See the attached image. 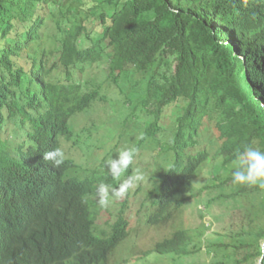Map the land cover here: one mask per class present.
<instances>
[{"label":"trees","instance_id":"obj_1","mask_svg":"<svg viewBox=\"0 0 264 264\" xmlns=\"http://www.w3.org/2000/svg\"><path fill=\"white\" fill-rule=\"evenodd\" d=\"M45 36L52 46L41 49ZM262 105L264 0H0V264H110L129 236L128 203L102 228L97 189L119 187L121 177L130 188L150 139L167 146V164L148 223L171 221L213 160L205 203L243 210V223L218 234L232 242L206 244L208 264H264V188L232 177L238 149L264 151ZM107 109L146 125L119 178L105 168L108 156L84 179L70 176L71 157L59 168L43 160L64 152L63 141L81 143L77 114L96 123L92 113ZM92 133L81 143L91 161L104 146ZM205 230L178 229L153 251L203 252Z\"/></svg>","mask_w":264,"mask_h":264},{"label":"rangeland","instance_id":"obj_2","mask_svg":"<svg viewBox=\"0 0 264 264\" xmlns=\"http://www.w3.org/2000/svg\"><path fill=\"white\" fill-rule=\"evenodd\" d=\"M40 44L41 49L49 48L52 46V41L49 37L45 36V40H42ZM104 75L101 72V80L105 78ZM115 89L112 87L109 90V94L113 97L117 95ZM88 113L77 114L72 120V127L73 131L75 130L80 135L81 143H85V138L89 133L93 131L92 134L96 136V133H99L103 128L102 135L100 133L99 135L104 146H102L100 152H96V158H93L91 161V154L94 151L88 150L89 152H85L82 146L84 144L79 143L75 147L73 144L70 145L69 142L63 141L65 155L74 159L77 165L70 176L82 179L92 178V167H98L101 164L100 160L105 156L115 159L121 150L134 148L142 137V131L146 127L144 119L132 115L127 118L126 114L122 116L121 113H116L113 109H107L105 116H101L105 113L103 110L92 113V117L98 116L96 123L89 118ZM87 124L89 128L85 129V134L81 131L83 130L81 127ZM81 136L83 139H81ZM146 145L150 150H145L142 152L143 156L136 157V163H141V167H144L142 169V176L137 175L135 183L130 188L127 186L124 194L117 198L111 195V191L113 189L118 190L122 184L128 181L126 178L121 177L119 187L117 185L115 187L109 186V204L106 207H102L98 203L100 210H103L100 214L99 225L105 229H108L106 221H115L119 215L122 203L125 200L128 203L127 212L129 213L130 220L129 236L113 252L110 257V264H208L210 258L206 254V244L208 245L210 241L222 238L227 243L232 242L230 236L224 235L222 237L218 234L224 233L225 230H230L229 232L231 230H234V232L238 231L243 223V210H237L236 208L229 209L225 204L220 202L210 206L205 203L209 193L212 194L206 188L208 184L207 177L208 175H213V177L216 175L211 173L215 167L214 161L211 160L205 166L203 174H201L196 182V196L187 202L182 209L177 211L171 221L160 225H150L148 223V215L152 210L151 201L158 197V186H156L158 181L156 177H163L160 174V169H162L164 164H167L162 159L161 151L164 148L166 149L167 146L164 143L151 139L148 140ZM98 146L100 147L101 145L98 144ZM72 149L73 151L71 152ZM70 152L71 155L69 156L68 153ZM104 166L111 172L108 164ZM150 178L152 181H149ZM230 189L228 187L227 192ZM181 228L188 229L191 234L201 233L206 228L203 238L200 237L204 245L203 252H198L188 257L174 258L169 255L162 256L153 251L157 242L170 237L176 230ZM256 260L257 263L261 264V258Z\"/></svg>","mask_w":264,"mask_h":264},{"label":"clouds","instance_id":"obj_3","mask_svg":"<svg viewBox=\"0 0 264 264\" xmlns=\"http://www.w3.org/2000/svg\"><path fill=\"white\" fill-rule=\"evenodd\" d=\"M135 154V148H125L118 153L117 158L108 162V167L115 178H119L129 168L134 161ZM65 158V153L61 148H55L43 154V160L50 162L55 168H59L64 163ZM234 167L235 170L232 173L234 182L264 188V151L251 146H245L243 151L238 149ZM129 185L130 180L122 184L118 190L113 189L111 195L117 198L121 197ZM97 191L98 203L100 206L106 207L109 204V186L101 183Z\"/></svg>","mask_w":264,"mask_h":264}]
</instances>
